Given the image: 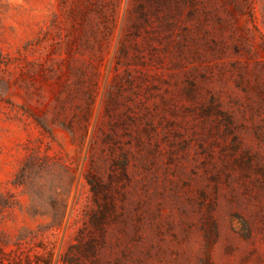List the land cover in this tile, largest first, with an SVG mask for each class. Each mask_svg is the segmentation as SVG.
<instances>
[{
	"label": "rangeland",
	"instance_id": "obj_1",
	"mask_svg": "<svg viewBox=\"0 0 264 264\" xmlns=\"http://www.w3.org/2000/svg\"><path fill=\"white\" fill-rule=\"evenodd\" d=\"M0 264H264V0H0Z\"/></svg>",
	"mask_w": 264,
	"mask_h": 264
}]
</instances>
